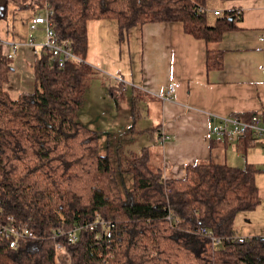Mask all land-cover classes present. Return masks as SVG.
Masks as SVG:
<instances>
[{
    "label": "trees",
    "instance_id": "obj_1",
    "mask_svg": "<svg viewBox=\"0 0 264 264\" xmlns=\"http://www.w3.org/2000/svg\"><path fill=\"white\" fill-rule=\"evenodd\" d=\"M45 1L52 9L54 37L69 41L73 57L59 67L42 46L33 88L13 98L5 89L12 58L0 49V217L37 235L15 248L0 235V264H66L50 238L52 230L97 217L113 223L104 237L88 228L74 242L55 237L62 239L70 264H264L263 236L229 239L237 214L255 211L261 202L252 164L208 159L186 164L183 177L166 178L150 167L148 145L138 153L119 151L78 118L94 73L86 60L88 21L114 20L120 34L131 26L177 21L208 45L239 29L241 15L234 9L214 14L206 0H0V17L9 3L36 12ZM222 56L207 47L206 69L221 68ZM107 78L113 94L123 82L111 84ZM136 101L131 99V111ZM253 114L264 120V111L235 112L230 118L248 122ZM236 139L244 155L257 137L246 128ZM123 173L130 176L125 190L119 182ZM215 241L221 245L215 247Z\"/></svg>",
    "mask_w": 264,
    "mask_h": 264
},
{
    "label": "crops",
    "instance_id": "obj_2",
    "mask_svg": "<svg viewBox=\"0 0 264 264\" xmlns=\"http://www.w3.org/2000/svg\"><path fill=\"white\" fill-rule=\"evenodd\" d=\"M206 7L210 12L239 11L240 28L225 32L219 41L207 45L203 40L185 33L182 24L177 21L136 25L132 34L133 45L128 34L125 42L127 53H135L134 67L118 66L112 67L111 71L105 70L111 84V79L117 76L122 82L132 84V95L137 91L141 95L139 97L143 98L151 123L156 126L150 135L152 146L148 145L149 163L152 166L154 162L157 165L155 168L160 169L167 178L183 177L185 165L189 163L208 159L227 163L228 146L239 152L238 135L225 143L223 137L212 132L213 129L221 125L222 119L230 118L231 113L264 111V0H206ZM23 10V13L13 12L9 27L6 26L8 36L3 37L13 40L15 45L27 39L29 41L26 30L32 11L28 8ZM7 16H10L8 12ZM102 20H90L88 23L86 60L91 65L101 64L108 69L105 57L101 54L104 49L107 56L105 45L96 39L92 41L89 36L93 26L97 30V37H104L105 23ZM30 41L33 42V37H30ZM207 47L223 53L221 68L206 69ZM116 58L120 62L121 56L117 55ZM17 62H21L19 58ZM18 69V65L13 66L5 86L13 98L24 91L22 80L25 84L33 82V72L19 77ZM120 69L124 75H117L116 71ZM170 83L174 84V90L167 93ZM129 106L131 110V102L130 105L123 104L125 109ZM85 114L88 115V109ZM79 120L88 126L85 120ZM134 122L135 119L131 117V123ZM228 127L233 128V124L229 123ZM112 138L118 142L119 137ZM101 141L110 145L108 135H102ZM251 153L249 150L248 154ZM245 154L244 165L248 163ZM230 158L232 163L238 165V159L231 155ZM259 195L263 202L264 188H259ZM244 219L253 226L251 231L244 233L235 228V235L264 236V222L255 221L253 215L250 217L247 214Z\"/></svg>",
    "mask_w": 264,
    "mask_h": 264
},
{
    "label": "rangeland",
    "instance_id": "obj_3",
    "mask_svg": "<svg viewBox=\"0 0 264 264\" xmlns=\"http://www.w3.org/2000/svg\"><path fill=\"white\" fill-rule=\"evenodd\" d=\"M26 8L31 9L32 6ZM16 11L19 13L24 12L23 9H15L13 4L9 3L5 15L0 17V37L2 36L3 38L5 36H8L6 32V26L7 28L9 27V18L11 17V15H13V12ZM7 12L10 15L9 17L7 16ZM41 13H43V11H41ZM7 18L9 20L6 21L5 19ZM89 22L90 21L87 22V33ZM102 23H105L104 37H97V30L93 26L89 31V36L90 38L92 37V41H95L96 39L97 41H101L105 45L107 56H105L104 49L101 51V54L105 57V63H107L108 69H105L104 65L101 64L93 65L94 73L86 83L84 100L80 105L78 118L85 120L90 128L99 131L102 135H108L110 139V146L112 148H116L122 152L132 151L133 153H138L143 146H152L150 135L154 132L156 126L155 124L152 125L151 123V120L146 112V108L144 107L143 98L131 94V89H133V87L130 82L124 81L121 86L115 87L113 89L114 93L111 94L108 89L109 85L107 82V77L109 76L105 71H111L113 68H118V66H121L122 68H128V65L132 68L134 67L135 53L133 51L127 53L125 42L128 34L131 37L130 43L133 45L134 36L132 37V34L133 30L136 29L137 26H131L127 31L120 34L118 26L114 21L112 22V20L109 21L107 19H104L102 20ZM102 31L103 29H101V32ZM26 33L29 36V41L30 37H33V43H29L27 39L23 41L24 43L17 44L15 46L17 49L16 55H14V57L12 58V65L19 66V69L17 70V74L19 75V77H24V74L27 73L32 74L33 66L37 57L36 54H33V50L36 49L37 52H39L41 46L46 43L45 31L42 25H37L35 29L28 28L26 30ZM127 54L129 56L128 58H126ZM117 55L119 57L121 56L120 62L116 58ZM17 58L20 59V63L17 62ZM116 72L119 76L124 75L122 69ZM12 80L13 77L10 80V84ZM23 81L24 80H22V85L25 86L24 91L31 90L33 88V82H28L27 84H25ZM137 94L140 95L138 92ZM135 98H137V109H132L131 111L130 106L128 109H125L123 107L124 103L130 105L131 99L133 100ZM86 109H88V115L85 114ZM137 114L138 116L134 118L135 122L131 123V117ZM90 120H93L94 122L91 123L92 121ZM139 129L146 130L139 131ZM112 136L114 138L119 137L118 142L115 141ZM102 138L105 137L103 136ZM249 150L252 151L251 155L248 154ZM227 153L228 164L240 167L244 165L245 161L243 160V154L237 152L232 146L227 147ZM230 155L234 157V159H238V165L232 163ZM245 155L247 156L246 162L253 164V166L256 168L255 180L258 187L263 189L264 148L262 147V139L258 138L255 141L254 145L247 150ZM213 161L216 162L215 159ZM156 166L157 165L154 164V162L152 163V166L150 165L153 170H157V168H155ZM129 177L130 176L127 173L119 175V182L122 186V190L129 188ZM126 179H128V183H125ZM245 213L250 217H252L253 215V220L255 221L258 220L259 222H264V201L260 202L255 211L241 212L235 217V228L237 230H243L244 233H247L248 231H251V228L253 226L250 225L248 221L246 222V220L244 219L246 215ZM220 245V241L214 242L215 247H219Z\"/></svg>",
    "mask_w": 264,
    "mask_h": 264
},
{
    "label": "built area",
    "instance_id": "obj_4",
    "mask_svg": "<svg viewBox=\"0 0 264 264\" xmlns=\"http://www.w3.org/2000/svg\"><path fill=\"white\" fill-rule=\"evenodd\" d=\"M0 9L2 6L0 5ZM204 9V8H200ZM32 15L30 17L29 28L35 29L37 25H42L45 31L46 43L43 44L51 54V60L55 61L58 66H63L65 61L68 58L73 57L72 49L69 41L67 40H57L54 37V32L51 28V15L52 9L49 6V3L45 1L42 8L34 12L31 8ZM43 11V13H41ZM214 14H219L221 11L214 10ZM236 14H239V11L236 10ZM29 43H33L30 41ZM16 43L13 40L3 39L0 37V49L4 50L7 54V57L13 58V55L16 52ZM41 46V47H42ZM36 49L33 50V54L38 55ZM113 84L121 83V79L117 76H114L112 79ZM174 90V84H169V89L167 93H170ZM229 123L233 124V128H229ZM246 128H250L253 134L258 138H261L264 141V120L262 116L258 114H253L250 121H241L235 118H225L222 119L221 125L213 129L219 137L227 138L232 140L236 135H240L244 132ZM164 176V174H163ZM165 177V176H164ZM167 178V177H166ZM171 212V210H170ZM169 218V215L167 216ZM113 226V223L110 221H105L104 219L97 217L93 223L88 224H75L67 229H59L57 232L52 230L50 238L55 241V249L61 251L60 255L66 260V264H70V257L67 250L64 248L62 239L67 240L68 242H74L78 239L79 233L83 228H88L90 230L96 229L97 238L104 237ZM203 232H206L205 229H202ZM0 235L5 237L8 240V245L12 248L18 247L21 243L36 239L37 235L32 229H30L25 224H17L12 222H4L0 217ZM58 235L62 236V239L55 240V237ZM252 235H232L229 239L230 241L242 242L244 240L250 239ZM264 237V236H263ZM216 242V241H215ZM60 261V258H58Z\"/></svg>",
    "mask_w": 264,
    "mask_h": 264
},
{
    "label": "bare ground",
    "instance_id": "obj_5",
    "mask_svg": "<svg viewBox=\"0 0 264 264\" xmlns=\"http://www.w3.org/2000/svg\"><path fill=\"white\" fill-rule=\"evenodd\" d=\"M59 67H62V66H59Z\"/></svg>",
    "mask_w": 264,
    "mask_h": 264
}]
</instances>
